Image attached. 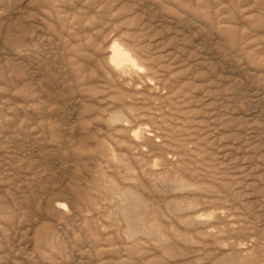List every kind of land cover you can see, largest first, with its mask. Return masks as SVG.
<instances>
[{
    "label": "rangeland",
    "instance_id": "374dc122",
    "mask_svg": "<svg viewBox=\"0 0 264 264\" xmlns=\"http://www.w3.org/2000/svg\"><path fill=\"white\" fill-rule=\"evenodd\" d=\"M0 264H264V0H0Z\"/></svg>",
    "mask_w": 264,
    "mask_h": 264
},
{
    "label": "bare ground",
    "instance_id": "6f19581e",
    "mask_svg": "<svg viewBox=\"0 0 264 264\" xmlns=\"http://www.w3.org/2000/svg\"><path fill=\"white\" fill-rule=\"evenodd\" d=\"M82 1V0H81ZM25 8V6H24ZM14 18V17H13ZM15 19V18H14ZM13 19V20H14ZM22 26V25H21ZM25 26V25H24ZM27 27V26H25ZM27 29V28H26ZM27 31V30H26ZM38 33V32H37ZM38 36V35H37ZM14 59V58H12ZM123 59V54H122V51H120L115 45H113L112 49H111V62L118 66L120 61ZM21 60V59H20ZM19 62V61H18ZM22 63V62H20ZM23 64V63H22ZM149 82V81H148ZM123 90V89H122ZM81 101V100H80ZM75 102V101H74ZM76 104V103H75ZM44 154V153H43ZM72 166V165H71ZM70 166V167H71ZM69 167V166H68ZM69 171V170H68ZM68 180V179H67ZM67 182V181H66ZM112 183V182H111ZM66 191V190H65ZM132 200L133 198L132 197H129L128 198V205H126V209L123 211V216H124V221L126 223V226H127V234L130 236V237H136L140 231L138 229V226L135 225L134 221L132 219H130V215L129 213H133V210L131 209V207H133V204L132 203ZM59 204V203H58ZM62 205V204H61ZM60 207V205H59ZM139 225V224H138ZM146 229V228H145Z\"/></svg>",
    "mask_w": 264,
    "mask_h": 264
}]
</instances>
